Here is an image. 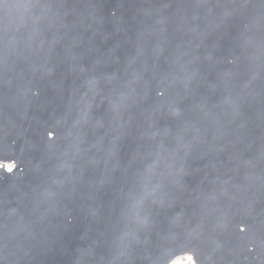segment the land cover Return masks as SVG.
I'll return each mask as SVG.
<instances>
[{"label": "snow or ice", "instance_id": "1", "mask_svg": "<svg viewBox=\"0 0 264 264\" xmlns=\"http://www.w3.org/2000/svg\"><path fill=\"white\" fill-rule=\"evenodd\" d=\"M9 171H11V169H9ZM241 231H243V228H241Z\"/></svg>", "mask_w": 264, "mask_h": 264}]
</instances>
